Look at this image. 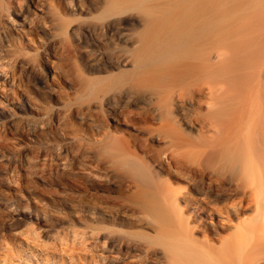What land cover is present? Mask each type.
I'll return each mask as SVG.
<instances>
[{"label": "bare ground", "instance_id": "bare-ground-1", "mask_svg": "<svg viewBox=\"0 0 264 264\" xmlns=\"http://www.w3.org/2000/svg\"><path fill=\"white\" fill-rule=\"evenodd\" d=\"M0 148L82 227L24 262L264 264V0H0Z\"/></svg>", "mask_w": 264, "mask_h": 264}, {"label": "rangeland", "instance_id": "rangeland-1", "mask_svg": "<svg viewBox=\"0 0 264 264\" xmlns=\"http://www.w3.org/2000/svg\"><path fill=\"white\" fill-rule=\"evenodd\" d=\"M27 77L30 83L34 82V73L27 74ZM10 154L0 148V157L4 155L3 157L9 158ZM13 178L10 172H3L0 169V253L14 257L13 261H17L23 257L24 234L30 233L44 247H53V245L55 247L56 243L59 244L57 241L63 239L64 233L67 234L68 230L73 227L82 228L75 214L69 209L56 210V213L65 217L64 219L55 216V211L51 210L49 195L55 191H63L64 188L60 183L45 177L35 179L32 184L25 187L20 186ZM33 201L45 204L48 212L47 221V217L44 220L41 214L39 215ZM17 231L20 233L17 234ZM12 263L15 264V262ZM26 263L21 259L19 261V264Z\"/></svg>", "mask_w": 264, "mask_h": 264}]
</instances>
